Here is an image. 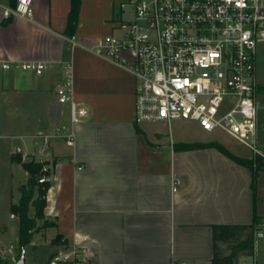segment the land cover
<instances>
[{
  "label": "crops",
  "instance_id": "obj_1",
  "mask_svg": "<svg viewBox=\"0 0 264 264\" xmlns=\"http://www.w3.org/2000/svg\"><path fill=\"white\" fill-rule=\"evenodd\" d=\"M126 1L81 0L71 38L72 0H34L32 18L6 16L17 0H0V129L10 125L13 139L28 138L10 147L11 179L23 177L12 192L29 178L14 154L56 160L45 209L56 227L36 232L29 247L32 255L38 246L56 248L47 264L65 253L66 264H213L215 226L252 225L256 216L264 226V171L254 186L251 172L216 148L185 147L217 141L166 143L149 127L155 123L135 122L134 76L91 51L120 33ZM17 63L52 69L36 76L15 70ZM68 64L74 98L88 111L78 124L55 96ZM58 128L65 133L55 135ZM69 133L74 146L66 143ZM20 197L11 194L10 208ZM18 225L10 213L0 246L11 233L19 243ZM59 235L66 245L55 243ZM232 264H264V238H254L252 256L238 252Z\"/></svg>",
  "mask_w": 264,
  "mask_h": 264
},
{
  "label": "built area",
  "instance_id": "obj_2",
  "mask_svg": "<svg viewBox=\"0 0 264 264\" xmlns=\"http://www.w3.org/2000/svg\"><path fill=\"white\" fill-rule=\"evenodd\" d=\"M34 0H17L6 16L32 18ZM132 21H122L119 35L107 36L91 51L130 72L136 80L135 122L169 125L184 120L209 133L221 131L264 159L257 147L260 84L257 49L264 44V0H127ZM9 69V65H4ZM15 70L43 76L52 66L17 63ZM70 106L73 124L87 109L76 102L72 66L56 91ZM65 128H58L61 136ZM74 146V134L65 136ZM180 181L174 179V191ZM264 238V226L255 232ZM62 254L50 264H66Z\"/></svg>",
  "mask_w": 264,
  "mask_h": 264
},
{
  "label": "rangeland",
  "instance_id": "obj_3",
  "mask_svg": "<svg viewBox=\"0 0 264 264\" xmlns=\"http://www.w3.org/2000/svg\"><path fill=\"white\" fill-rule=\"evenodd\" d=\"M127 2V1H126ZM125 2V3H126ZM124 3V4H125ZM134 18V10L132 8H126L123 10L122 20L123 21H132ZM119 35L118 33L115 36ZM257 78L260 86L264 87V44L259 45L257 49ZM65 72V71H64ZM56 100L57 94H55ZM257 105H258V135H257V147L264 152V92H259L257 97ZM149 127L152 128L153 131L163 134V141L166 143L178 144V143H191V142H210L217 141L221 143L224 147L229 149L230 151L248 158L243 159H253L255 158V154L247 149L244 145L236 141L230 135L223 133L221 131H217L214 133L205 132L198 123L192 121H184L177 120L173 121L171 125L165 122L149 124ZM10 130V125L7 127H1L0 129V232L3 227L10 224V213L9 208L11 205V194L16 198L21 196L18 193V189L12 192L14 189L15 183L17 180L23 179L20 173H16V180L11 179L10 173L12 169L10 168V147L11 146H23V143H27V139H19L14 138L12 132ZM2 136V138H1ZM12 137V138H10ZM34 140H38L37 138ZM17 154V153H16ZM14 154L13 157L16 155ZM22 154V153H21ZM23 156V161H35L37 163L43 164V171L48 175L42 177L40 182H50V176L53 168V164L55 163V159L52 157L45 156H32L27 155ZM51 222L50 220H48ZM19 220L17 219V223ZM40 231L46 230L42 229V225L44 221L40 222ZM38 231V232H40ZM1 234V233H0ZM15 236L10 234V236H6L5 243L6 248L2 245L0 246V257L4 262H8L9 264H15L21 256V252L19 249L17 242V234L16 239ZM16 241V242H15ZM66 242H60V244H64ZM58 252L56 248L52 246H38L35 251V254L32 255L31 247L26 248V260L27 264H47L48 259L51 255Z\"/></svg>",
  "mask_w": 264,
  "mask_h": 264
},
{
  "label": "trees",
  "instance_id": "obj_4",
  "mask_svg": "<svg viewBox=\"0 0 264 264\" xmlns=\"http://www.w3.org/2000/svg\"><path fill=\"white\" fill-rule=\"evenodd\" d=\"M80 4L81 0H72V10L67 31L71 38L74 37L72 33L76 28ZM15 6L16 3H14V7ZM261 91L264 92V87L262 86L259 88V92ZM185 147L187 149L216 148L233 161L246 167L252 174L254 186L258 173L260 171H264V159L261 156H255V158L250 160L238 158L229 153L224 146L218 142L190 144ZM13 161L21 164L23 169L29 175L27 183L19 189L21 194L19 203L13 204L10 208V213L19 220L18 246L22 254L23 250H26V248L31 244L34 234L41 230L39 221H44L42 229L56 227V223L49 222L45 215L47 195L50 190L51 183L40 182L43 176L48 175L43 171L44 165L35 161H23V156L19 152L13 157ZM31 208H34L35 210L34 217L30 215ZM262 223L261 219L256 216V221L252 225L215 226V254L213 264H232L233 257L238 252H243L248 256H252L254 254L255 232ZM62 239V236L59 235L56 238L55 243H60ZM0 264L9 263L4 262L0 257Z\"/></svg>",
  "mask_w": 264,
  "mask_h": 264
},
{
  "label": "water",
  "instance_id": "obj_5",
  "mask_svg": "<svg viewBox=\"0 0 264 264\" xmlns=\"http://www.w3.org/2000/svg\"><path fill=\"white\" fill-rule=\"evenodd\" d=\"M15 264H27L26 250H23L20 259Z\"/></svg>",
  "mask_w": 264,
  "mask_h": 264
}]
</instances>
